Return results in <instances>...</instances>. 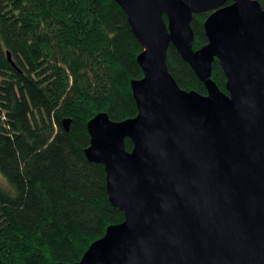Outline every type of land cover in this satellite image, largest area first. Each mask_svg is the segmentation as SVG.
<instances>
[{
	"label": "water",
	"instance_id": "95a60500",
	"mask_svg": "<svg viewBox=\"0 0 264 264\" xmlns=\"http://www.w3.org/2000/svg\"><path fill=\"white\" fill-rule=\"evenodd\" d=\"M114 1L142 49V77L130 82L137 112L94 115L84 155L103 165L123 220L69 264H264V9L256 0ZM203 12L207 42L193 51L190 21ZM169 44L205 95L169 74ZM214 59L226 92L210 78Z\"/></svg>",
	"mask_w": 264,
	"mask_h": 264
},
{
	"label": "trees",
	"instance_id": "16d2710c",
	"mask_svg": "<svg viewBox=\"0 0 264 264\" xmlns=\"http://www.w3.org/2000/svg\"><path fill=\"white\" fill-rule=\"evenodd\" d=\"M209 13L192 15L193 51L207 42ZM141 51L114 0H0V264L77 262L123 220L103 165L85 158L86 123L100 112L136 115L130 82L142 77ZM165 63L181 89L206 94L171 44ZM210 78L226 92L216 59Z\"/></svg>",
	"mask_w": 264,
	"mask_h": 264
},
{
	"label": "rangeland",
	"instance_id": "374dc122",
	"mask_svg": "<svg viewBox=\"0 0 264 264\" xmlns=\"http://www.w3.org/2000/svg\"><path fill=\"white\" fill-rule=\"evenodd\" d=\"M6 185V181L4 180V178L0 175V186H5Z\"/></svg>",
	"mask_w": 264,
	"mask_h": 264
}]
</instances>
